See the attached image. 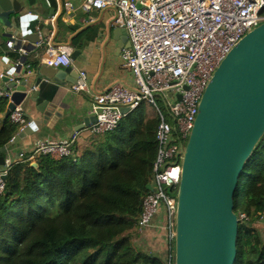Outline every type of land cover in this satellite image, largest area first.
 I'll list each match as a JSON object with an SVG mask.
<instances>
[{
    "label": "trees",
    "instance_id": "trees-1",
    "mask_svg": "<svg viewBox=\"0 0 264 264\" xmlns=\"http://www.w3.org/2000/svg\"><path fill=\"white\" fill-rule=\"evenodd\" d=\"M39 58L27 57L28 69H37ZM8 103L0 98V150L25 125L6 116ZM141 106L126 113L114 130L93 135L84 146L74 143L63 158L41 155L35 165L28 152L12 164L0 194V264L167 263L168 255L135 241L155 179L160 122L157 111L145 116ZM237 190L235 264H264L259 226L264 223V137ZM171 252L174 261V239Z\"/></svg>",
    "mask_w": 264,
    "mask_h": 264
},
{
    "label": "built area",
    "instance_id": "built-area-1",
    "mask_svg": "<svg viewBox=\"0 0 264 264\" xmlns=\"http://www.w3.org/2000/svg\"><path fill=\"white\" fill-rule=\"evenodd\" d=\"M65 7L68 10L74 8L69 0ZM79 7L86 11L115 8V25L126 28L129 34L131 46L123 47L121 55L125 69L135 77V85L116 82L106 91L94 94L90 112L96 116V121L88 129L92 135L114 130L126 115L123 107L132 111L144 100L156 107L160 122L156 134L155 179L152 191L144 199L137 232L146 234L156 215L164 208L165 223L160 226L166 229L171 242L166 264H175L171 249L175 236L176 194L183 152L201 97L230 50L246 33L264 21L261 14L264 0H81ZM7 46L16 49L14 36ZM23 48L20 50L25 51ZM39 63L41 67L70 66L71 48L65 44L49 45ZM23 67L27 68L26 79L34 74L35 71L28 69L25 61L17 59L13 71L8 73L9 81L0 86V98L10 100L14 89H6L7 84L20 83L15 73L17 68L21 70ZM87 77V72L82 70L76 81H64L62 85L75 92L86 90ZM34 90H39V87L29 89L28 93ZM156 94L163 95L164 99L168 96L174 99L171 103L166 101L173 123L159 108ZM9 116L14 122L25 123L21 104ZM79 135L80 131L75 130L69 137L57 141L38 139L29 160L36 163L41 155L63 158L71 153ZM8 152L6 145L5 163L0 166V194L5 190L12 164L22 160L7 158Z\"/></svg>",
    "mask_w": 264,
    "mask_h": 264
},
{
    "label": "water",
    "instance_id": "water-1",
    "mask_svg": "<svg viewBox=\"0 0 264 264\" xmlns=\"http://www.w3.org/2000/svg\"><path fill=\"white\" fill-rule=\"evenodd\" d=\"M35 5L38 0H27ZM50 7L52 18L59 9V0H39ZM20 7V6H19ZM10 15L0 0V27L6 36H16V47L26 40L28 49L41 42V32L30 31V23L37 16L27 8H19ZM34 16V17H31ZM45 21L39 23L42 36L51 32ZM119 39V50L130 47L129 34L124 27L113 30ZM23 61L25 56H21ZM27 73V68L23 69ZM18 72L20 68H17ZM34 73L60 81H76L79 72L73 67L42 66ZM2 76L3 84L9 81ZM40 78L36 81L38 85ZM28 78L22 82L27 85ZM14 89L6 116L28 98L27 90ZM171 95L172 92L170 91ZM36 97V92L33 93ZM181 96H179L180 98ZM128 113L129 107H123ZM25 125L12 139L18 141L39 129L41 122ZM94 123L96 116L90 117ZM88 119L80 126H89ZM264 137V21L246 33L222 60L210 79L199 103L198 113L190 131L181 162V179L176 199L174 263L175 264H235L238 254L240 217L235 211L234 195L239 176L250 160L255 148ZM4 149L0 150V163H5ZM35 165H37L35 163ZM152 189V186L149 185ZM239 191V190H237Z\"/></svg>",
    "mask_w": 264,
    "mask_h": 264
},
{
    "label": "crops",
    "instance_id": "crops-1",
    "mask_svg": "<svg viewBox=\"0 0 264 264\" xmlns=\"http://www.w3.org/2000/svg\"><path fill=\"white\" fill-rule=\"evenodd\" d=\"M66 1L68 0H59V9L50 18L48 15L50 7H46L39 0L32 6L27 0H4L6 11L10 15H17L20 6L19 8H27L31 15L38 17L31 21L29 29L33 33L41 32V42L36 48L28 49L26 47L28 42L23 40L22 47L25 51L17 47L9 48L7 42L11 37L5 35V27H0V86H4L1 75L13 71V65L20 55L25 58L31 55L41 58L49 45L54 47L68 45L71 48L73 69L78 72L85 70L88 74L86 90L75 92L64 87L60 81L39 75L37 72L27 77V85H22L26 80V75L22 73L26 67L15 73L21 80L15 89L28 91L35 86L39 87V90L29 92L28 98L21 106L25 115V125L31 122L29 117L34 121L38 120L41 125L31 135L7 144L9 150L7 158L12 160L21 159L24 153L31 152L38 139L57 141L69 137L75 130L80 131L77 145L88 144L93 136L88 129L92 124L89 119L94 116L90 112L93 95L106 91L116 82L128 86L135 85L133 73L124 67L119 39L113 34V30L118 27L114 23L116 9L108 7L103 10L86 11L79 7L81 0H69L74 8L68 10L65 7ZM40 20L47 23L44 29H51L47 38L42 36L43 30L39 29ZM40 67L39 63L35 70H39ZM39 78L41 80L37 85L36 81ZM34 92L36 97L33 96ZM85 118L91 124L80 128L85 123ZM2 165L0 163V166ZM163 223L164 208L154 218L147 235L150 248L169 257L171 242L166 229L160 226Z\"/></svg>",
    "mask_w": 264,
    "mask_h": 264
},
{
    "label": "rangeland",
    "instance_id": "rangeland-1",
    "mask_svg": "<svg viewBox=\"0 0 264 264\" xmlns=\"http://www.w3.org/2000/svg\"><path fill=\"white\" fill-rule=\"evenodd\" d=\"M168 96V95H167ZM174 99L173 98H170L168 96V98L164 99L163 98V95L161 94H156V101H157V104L159 106V108L161 109V111L163 112V114L165 115L166 119L170 122V123H173L172 121V118L169 114V111H168V108H167V105H166V101L168 103H171ZM141 112L145 115V116H148V115H151L153 113H155L157 111L156 107H154L152 104H150L148 101L144 100L142 102V106H141ZM79 143V142H78ZM81 146V145H79ZM240 213V211H239ZM264 222V221H263ZM259 226L263 229V238H264V223H260ZM139 234V233H138ZM135 241H138L140 245H142V247L146 246V245H149L150 243V240L148 238V235H147V232L146 234H139V238L138 239H135ZM150 247V246H149Z\"/></svg>",
    "mask_w": 264,
    "mask_h": 264
}]
</instances>
